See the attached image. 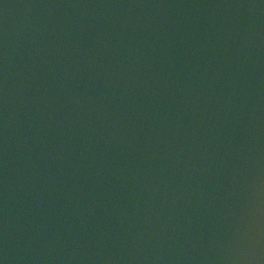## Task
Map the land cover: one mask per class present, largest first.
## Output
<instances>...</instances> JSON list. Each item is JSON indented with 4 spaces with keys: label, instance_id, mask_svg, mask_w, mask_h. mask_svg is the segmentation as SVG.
I'll use <instances>...</instances> for the list:
<instances>
[{
    "label": "water",
    "instance_id": "obj_1",
    "mask_svg": "<svg viewBox=\"0 0 264 264\" xmlns=\"http://www.w3.org/2000/svg\"><path fill=\"white\" fill-rule=\"evenodd\" d=\"M0 264H264V0H0Z\"/></svg>",
    "mask_w": 264,
    "mask_h": 264
}]
</instances>
